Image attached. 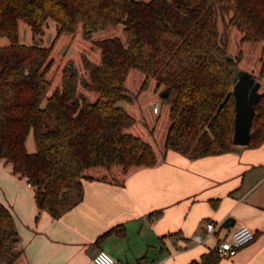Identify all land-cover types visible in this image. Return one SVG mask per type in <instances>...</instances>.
<instances>
[{
    "label": "trees",
    "instance_id": "trees-1",
    "mask_svg": "<svg viewBox=\"0 0 264 264\" xmlns=\"http://www.w3.org/2000/svg\"><path fill=\"white\" fill-rule=\"evenodd\" d=\"M242 33V41L264 40V0H0V161L34 188L39 210L60 218L84 198L91 167L135 166L158 161L151 142L128 130L135 116L119 101H133L126 80L131 69L167 89L169 105L165 149L191 158L235 148L233 68L220 16ZM56 37L49 45L20 40V22L44 36L50 21ZM123 25L126 39H95L99 60L82 56V73L73 62L63 68L52 92L47 71L61 34L82 26L95 31ZM259 75L264 76V45ZM95 92L96 97L88 95ZM33 133L36 150L29 151ZM264 142V91L255 108L249 146ZM101 178L105 179L106 176ZM159 215L161 210L154 212ZM113 227L98 237L116 230ZM11 209L0 200V264H15L22 253ZM216 248L190 264H217Z\"/></svg>",
    "mask_w": 264,
    "mask_h": 264
},
{
    "label": "crops",
    "instance_id": "crops-1",
    "mask_svg": "<svg viewBox=\"0 0 264 264\" xmlns=\"http://www.w3.org/2000/svg\"><path fill=\"white\" fill-rule=\"evenodd\" d=\"M132 75L144 78L133 68L126 85ZM154 129L148 127L145 139L157 152L155 165L125 174L116 166L87 169L93 177L83 181V200L60 218L39 213L34 188L1 160L0 200L15 217L22 249L15 264H95L104 246L118 259L115 264H190L245 224L255 230L254 240L217 264H264V142L191 158L165 149L168 128L159 140ZM228 217L232 225L222 226ZM208 222L216 225L211 236ZM196 233L204 235L203 242L192 238ZM132 234L140 238L135 248L129 244Z\"/></svg>",
    "mask_w": 264,
    "mask_h": 264
},
{
    "label": "rangeland",
    "instance_id": "rangeland-1",
    "mask_svg": "<svg viewBox=\"0 0 264 264\" xmlns=\"http://www.w3.org/2000/svg\"><path fill=\"white\" fill-rule=\"evenodd\" d=\"M218 27L220 32L228 38V51L234 57L238 58V67H243L252 71L261 82L260 91L263 92L264 76L259 75V68L261 56L263 54L262 48L264 40L259 42L242 41V33L235 25L229 23V15L219 17ZM56 33L55 22L52 20L44 36H34L30 26L24 21L20 22V40L24 43L39 42L40 44L49 45L56 37ZM110 36H119L125 40L126 34L123 25L95 31L90 37L84 35L82 26H79L75 34H61L54 43L51 54L52 64L47 71V77L51 80L50 92H52L57 85H60L63 68L68 62H73L82 73L87 74L83 67L82 56L88 55L92 59L100 58L99 49L93 46L94 40ZM7 42V38L0 39V43ZM135 70L143 75L140 70ZM143 79V76L141 79H139L137 75L130 76L127 86L130 93L133 95V101L121 100L128 111L136 118V122L129 127L128 130L143 136V138H148V127H155V136L159 140L163 134H165L170 122L168 105L162 101L160 95L163 87H157L155 79H151L147 86L141 89L140 87ZM90 93L89 97L94 99L96 93ZM154 100L160 103V112H155L153 110ZM27 147L29 151L36 150V144L32 133L28 136ZM139 242V235L132 234L129 239L130 246L135 248L139 245ZM104 248L115 257L116 263H119L110 249L107 246H104Z\"/></svg>",
    "mask_w": 264,
    "mask_h": 264
},
{
    "label": "water",
    "instance_id": "water-1",
    "mask_svg": "<svg viewBox=\"0 0 264 264\" xmlns=\"http://www.w3.org/2000/svg\"><path fill=\"white\" fill-rule=\"evenodd\" d=\"M233 94L235 97V126L233 144L247 145L251 138V128L255 115L256 104L262 92L260 91L261 82L250 70L243 67L233 68ZM162 96L168 95L165 89L160 93ZM234 221L233 217H228L222 224L229 227Z\"/></svg>",
    "mask_w": 264,
    "mask_h": 264
},
{
    "label": "built area",
    "instance_id": "built-area-1",
    "mask_svg": "<svg viewBox=\"0 0 264 264\" xmlns=\"http://www.w3.org/2000/svg\"><path fill=\"white\" fill-rule=\"evenodd\" d=\"M153 110L159 112L160 103L157 100L153 101ZM216 225L213 222L207 223V236L214 233ZM256 236L255 230L249 225H242L233 231L229 236L219 238L215 248L220 257H232L237 254L240 248L254 240ZM192 238L197 242H203L204 235L196 233ZM93 260L95 264H115V257L106 249L100 248L94 255Z\"/></svg>",
    "mask_w": 264,
    "mask_h": 264
}]
</instances>
